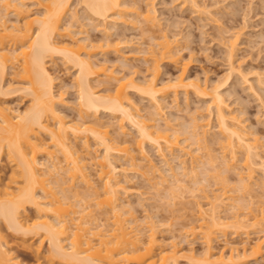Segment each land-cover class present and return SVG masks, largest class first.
Wrapping results in <instances>:
<instances>
[{
    "label": "bare ground",
    "instance_id": "bare-ground-1",
    "mask_svg": "<svg viewBox=\"0 0 264 264\" xmlns=\"http://www.w3.org/2000/svg\"><path fill=\"white\" fill-rule=\"evenodd\" d=\"M70 1L71 0H33L34 5H37H35L37 10L34 11L32 9L33 11H31L30 7L28 8L29 4L27 5L25 0H0V94L8 93L5 89L6 85L4 83V77L6 75V69L11 66L14 70L16 69L14 74H17L18 77L20 76V79L18 80L23 79L27 82H22L26 85H24L25 87L23 86V90L26 89L27 93H31L33 97V102L31 101L32 103L29 104L28 108L15 115L11 113V107L0 103V156L6 152L9 159L7 160L13 164L11 174L9 173L10 176H8L9 179L7 181H0V220L2 219L8 227L13 228L14 231H20L23 234L22 236L26 235L31 236L30 238H32L35 235L40 234V244L37 247L31 245L33 247V249L32 247L31 249L36 254V261L33 264H131L132 262H136V264H180V253L178 254L179 251L176 246L177 244L173 243L172 247H168L163 242V245L161 244L157 235V223L154 219H148V221L145 222L146 224L144 223L143 225L139 222L137 217L133 216L134 212H131L132 216L129 215L127 210V212H125V205L122 204V201L119 202L121 199L119 195L121 194V189H126L123 182L128 181L129 178L128 176H126L125 179L120 177L122 169L116 163L118 160L117 156L119 158L125 157L130 163L127 162L132 164L131 168L134 169L135 167L133 166H139L137 161L139 157H136V152L132 151L135 149H133V146L131 149V145H128L126 142L124 143V141H121L118 138H116L117 140L114 139V136L109 134V130H105L103 127V129L100 128L102 124L100 123L101 125H99V120L93 122L92 119L90 121L89 117V122L86 117L90 116L89 113L96 116V114L102 111L110 112L111 114L120 112L123 119L125 118L140 134L139 136L141 137L139 138L141 139L137 140L141 142H137V144L139 143L141 146V143L145 140L146 142H150V144H156L160 151L159 153L165 159V147L171 148L170 150H172L179 146V142L181 141H179L180 136L178 135L180 132L177 133L178 130H174L175 128L173 127V130L176 132L173 133L172 131V133L177 134L173 136V134L169 132V122H165V128H163L160 126L163 124L159 125L158 122L156 124L153 123V121L148 120L150 119L149 116L147 118L141 113L140 108L134 104L132 101L133 99L128 93L129 91L127 90L132 86L144 95L146 94L147 97L155 100L154 102L157 103L156 107L158 106V108L155 109L156 112L152 111L154 114L153 116L151 112H149V114L151 115V120H158L155 116H158L157 114L160 113L162 109L161 106H163L160 96L167 93V89L173 88L176 93L179 87L185 88V90H188V88L191 87L193 89L192 91L195 90V93L197 92L198 94L203 95L202 97H211L210 102H212L213 105L210 104L216 108V118L218 119L217 127L220 130L218 131L221 132L223 136L220 139L222 155L219 151L218 153L220 156L214 154L216 151L212 152V154H209V152L207 153L209 162L214 164L215 168H212L215 170L213 172L210 171V168L208 169L204 162L203 164H205L207 170L204 168L205 170L202 171L201 169V173L205 171L206 173L204 172V174H206L205 176L207 177L209 175L208 173L218 172V174H215L217 176L223 171L220 169L221 172H219L218 169L221 164H223L221 167L225 166L223 169L226 168L224 169V172L231 168L233 170V162L236 161L237 154H239L238 151H244L246 155L244 152L243 154L246 157L244 156L245 159L243 161L244 164H246L245 166L249 169L248 172H250L247 173L248 175L244 174L246 176H244L241 171L236 172V174L240 179L238 180L239 183L241 182L240 189L246 191L245 193L250 194L253 186L248 180H250L253 175L252 172L254 171V167L256 169V166L254 165H260L261 169L264 170V155H262L263 152L261 153L259 149L261 138H259L258 135H253L254 137L248 136L246 130H244L245 126L239 120V117L236 114L234 115L233 113L231 114L227 112L225 98L221 93L222 91L219 90L221 86L212 87V89L207 90V87H203L200 82L186 78L188 77L185 74L186 65L182 70L183 72H181L175 80L173 79L174 81L172 79L170 80L173 81L172 83L168 80L167 82L169 84L167 82L166 84L163 82V85L159 84L158 76L160 73L159 65H161V61H166L167 59L176 61L178 58L177 56H179L178 49L177 51L176 49L174 50L175 42L173 43V40L175 39L171 40L172 38L169 39L170 37L166 38L168 35L165 36L164 34L162 36L164 40H160L162 41H159L160 44L157 42V48L160 45L158 49L152 47L153 51H151V53L149 51L150 56L152 54V62L154 63V67H149L152 68L151 70L154 71V74L148 79L145 77L142 83H136L133 76H131L133 77L131 79L129 77L123 78L117 76L114 74V71H112V68L110 69L98 60L94 61L93 57L96 55L95 50L103 49L104 51V47L102 46L104 43L102 42L103 44H101L100 41V44L98 45L95 44L98 41H92L95 43L88 42L89 38L86 37L84 38V41L80 40V42L76 39L77 37L75 38L70 34L72 26L69 23L72 22V24H74L73 22L78 20L77 13H75L76 10H73V17H77L73 19L71 15L72 20L68 22L69 25L63 22L70 9ZM82 2H84L86 6H84L85 9H88V12L92 13V16L90 15V17L95 15L102 18V21H107V19L111 18L112 15L114 16V14H122V12L128 10V8H134V6H130V3L126 0H82ZM194 4L196 5V3ZM151 6L152 3L149 4V7L146 5L143 10V7H140L141 9L138 7L133 9L134 15L137 14L136 18L139 17L141 19H139V21H143L147 27L150 26L148 27L150 29L154 27L158 19L155 12L156 10H154L155 8ZM129 11H132V9ZM10 12L14 14V17L16 16V18H14L15 20H12V22L9 17ZM104 29L106 30L107 28L104 27ZM107 32V34H109V31ZM57 35L61 38H56ZM233 37L231 36L230 39L226 38L227 40L224 39V44L228 43L227 50L229 51V57L232 61L234 60L233 56H235L234 54L236 53L235 49L237 48L236 44L238 39L237 35H233ZM154 38L152 37V39ZM85 40H87V42ZM9 42L10 45L8 46ZM109 42L111 43V41ZM110 43H106V47L110 46V48H113L114 46L119 48L120 41ZM111 45L113 46L111 47ZM98 46H102L103 48H98ZM92 48H94L95 52L92 51ZM116 48L114 49L116 50ZM55 54H61L65 60L73 62V64H76L78 67L79 72L77 73V78L75 77L76 80H74L79 89L78 95L80 98V108L78 107V109H80V113L78 118L81 114V120H72L74 122H71V120L68 121L65 114L63 115L57 109L56 104L58 103V100H63L64 96H62V93V95L60 93L57 95L54 90V80L56 78L52 73L53 71H51L48 66V58H52ZM232 67L235 68L234 65H232ZM234 68H232V70ZM100 75L105 76L106 82L112 80V82H110L111 87L106 88L111 90L113 87L111 90L112 92L110 91L105 94H99L98 90L97 92L93 89L94 85L92 86L93 83H91L93 80L91 81L90 78ZM113 81H115V83H113ZM112 83L114 85H111ZM9 85L8 87L10 89L11 87ZM18 89L19 88L16 87L15 90ZM10 90H13V88ZM158 109L160 110L158 111ZM210 110L212 111V109ZM209 118L211 119L210 116ZM209 118L195 117V121L193 118L194 124H192L193 122L191 123L193 128L189 126L192 128V130L189 128L190 132L192 131L193 133L191 134L187 129L185 131V133L189 132L193 136H189L188 138L187 135L185 138L201 143L197 144V146H199V148H197L200 150L197 149L199 154H197L198 151H191L189 145L188 149L186 147H180V149H182V154L184 152V155H190L192 159L191 162H197L203 158H201L203 155L200 154L202 151L200 148L202 145H204L203 147H206L207 143L205 145V142L203 141L207 138V133L211 132L208 131V128L211 126L210 121L212 120H209ZM93 119L95 118L93 117ZM121 128L122 132L126 131L123 129V123L121 124ZM41 132H44L47 135V138L41 137ZM90 133L92 134L91 137L93 136L101 147L103 146L104 153H101L102 155H97V153L96 155H93L92 152H95V150H91L92 145L90 143ZM170 134L173 137H171ZM76 139L82 140V144H80V146L82 145V148L78 147L79 145L76 143L77 141L75 142ZM192 140L191 142L193 144ZM216 140L217 139H215V141ZM206 142H208V140H206ZM140 146L138 147L141 148ZM143 147L144 145L142 144V149ZM141 151L143 152V150ZM40 155L47 156V159L50 160L49 162L51 163H46L45 161L47 160L42 161ZM173 155L175 154L173 153ZM184 157L186 156L180 158L182 163L181 167L183 168H179L184 169L183 173H187L186 169L188 165L186 166L187 162ZM227 157H229V159H227ZM145 159L147 160V158ZM165 160L168 159L166 158ZM217 160L221 163L219 166H216L217 164H215L218 162ZM231 160L234 161L232 162ZM229 161L232 163H229ZM145 165L148 166V172L157 175L156 171L158 169L150 159L147 160ZM137 166L136 170L138 169ZM195 166H197V164ZM195 166H192L193 172L196 169ZM199 167L200 166L197 168ZM235 168H237V166H235ZM91 169L93 171H91ZM136 170L135 172L139 171ZM232 170H230V172ZM197 171L200 172V170ZM228 172H226V174H228ZM194 173L193 176L197 178L199 173H196L197 176L194 175ZM142 175H145V172H143ZM164 175L165 174H160L161 179L159 182H155L158 184L157 186H159L160 183H164L163 179L166 177H164ZM184 175L187 176L186 174ZM190 175H192V173ZM175 177L177 180L176 183H179L180 188V181H183V184L184 179H179L177 176ZM221 177L219 175V178L223 179L224 173ZM95 178H97L98 183ZM221 182L222 180L220 183ZM76 183H79V185L82 183V185L76 187ZM82 186L86 188H82ZM183 186L184 184L182 185V190L185 187ZM234 188L235 186L231 189L227 187V189H230L232 192L236 190ZM236 188L239 189L238 185ZM71 189L73 192L70 191ZM169 189L170 188H166V192ZM184 189L186 190V187ZM223 189L224 190L219 193H217L218 191H213L215 195L212 197L208 194L204 195L206 196V200H208V204L206 203L207 205H205L207 207H204L201 201H198L196 204L194 202L196 208L198 207L197 211L199 212V218H197L198 223L186 222L187 224H190H188V230L186 229L189 234L196 235L201 233L202 235L200 236L204 237V240L207 243L206 256L208 257L213 255V241L216 238L217 231L221 230L220 228L233 226V228L235 227L238 231L240 229L244 231L249 225L253 227L254 224H261V220L264 219V211L262 210L263 212L261 213L260 209V215H258L259 213L255 215L256 212L252 211L254 214L252 215L251 213V218L256 219L252 221L250 216L248 217V215H250L248 212L251 210L248 212L245 210L246 207L249 208L246 203H243L244 206L242 207L239 205H237L239 207L235 206V208L237 207L236 210L238 208H244L242 210L238 209L239 211H237V213L233 210V214L234 212L236 214H231L232 216L222 212L229 205V207L233 209L234 206L232 208L231 205L235 202L232 200L234 194L232 193L233 195H231L230 190H227L226 188ZM40 191L42 193H40ZM171 191L168 192L173 193ZM69 193H71V195ZM165 195L168 196L167 193ZM234 198H236V196H234ZM85 201L87 202L85 203L86 205L84 204ZM79 203L82 209L79 207ZM92 205H99L100 207L105 206L104 208H107L106 211H104L105 209L103 210L102 214L104 217L105 214L106 217L108 213L111 214L113 218H111L113 220V225L111 227H107L108 224L105 226L106 222L100 224V219L102 217L93 213L95 210ZM28 206L35 209L34 212H36V215L32 218L27 216L26 211ZM91 206L93 208H91ZM76 207L79 209H76ZM229 207L227 209H229ZM222 213L224 214L223 216ZM98 216L100 217L99 219ZM104 217L102 220H104ZM106 217L105 221L107 219ZM109 219L110 218H108V220ZM99 220L100 222H97ZM191 220H193V218ZM92 224H97V227L92 226ZM251 227H249V229ZM263 228L261 229L264 233ZM246 231L249 235L250 231H248V229ZM4 236H2L0 230V264H26V262L23 263L24 261L22 262L19 258L17 259V257L12 255L13 251L11 252L10 250L12 249L8 247L9 242L7 239L6 241L2 240ZM263 236L260 235L259 239L253 242L249 247L244 245L242 250H240L241 248L239 249L238 246L234 247L233 245L231 248L232 250L230 249L231 252L228 255L221 254L219 258L220 261L222 260L224 264H239L240 258L248 255H250L249 257L257 255L261 252L264 245V238H261ZM46 238L50 242L49 248H47L48 250L46 254H41L40 246ZM248 240L244 241L248 242ZM248 250H250V253L246 255Z\"/></svg>",
    "mask_w": 264,
    "mask_h": 264
},
{
    "label": "rangeland",
    "instance_id": "rangeland-1",
    "mask_svg": "<svg viewBox=\"0 0 264 264\" xmlns=\"http://www.w3.org/2000/svg\"><path fill=\"white\" fill-rule=\"evenodd\" d=\"M126 1L130 3V6L132 7L134 6V8H128V10L124 11L125 13L122 12V14L119 13L114 14V16L112 15L111 18L107 19V21L105 20L102 21L103 20L102 18H99L95 15H93V17H90L92 13L88 12L89 11L88 9H85L86 6L84 2H82V0L80 1L71 0L69 12L66 14V17L63 20V22L65 24H68V22L72 20L71 15L73 19L78 16L79 21L75 19L76 21L73 22L74 24H72V22L69 23L72 26V28L70 29L71 30L70 34L73 35L75 38L77 37L76 39H78L79 41L80 40L84 41V38L86 37L89 38L90 40L89 41L87 39L88 42L98 41L97 43L92 42L98 45L100 44V41L101 44L104 43L105 46L104 44L102 45L104 47V51L103 49L95 50L96 55L95 57H93V60L94 61L98 60L99 62L104 63L103 65L108 66L110 69L112 68V71H114V74L117 76L123 78L129 77L130 79L134 77L133 79L136 81V83H142L145 77L148 79L150 78V76L152 77V74H154L153 73L154 71L151 70L152 68H150V67H154L153 65L154 63L152 62L153 60L152 54L151 56L149 54V51L150 53L151 51H153L152 47L154 48L156 47V49L159 48L160 42L164 40L162 38L164 34L165 36L168 35L166 38L170 37L169 39L172 38L171 40L175 39L173 40V43L174 42L176 43V44L174 43V50L176 49L177 51L178 49L179 56H177L178 58L176 61L175 60L171 61L170 59H167L166 61L162 60L163 62L161 61V65H159L160 73L158 76V82H160L159 84L160 85H163L164 83L166 84L168 80L170 83H172L176 79V77L181 72H183L182 70L186 65L185 74L186 76H188L186 78L200 82L203 87L205 86L207 87V90L212 89V87L221 86L219 90L222 91L221 93L225 98L226 101L225 106H227L226 108L227 112L231 114L233 113L234 115L236 114L239 117V120L245 126L243 127L244 130H246L248 136L254 137L258 135V137L261 138L260 147L262 148L259 147V149L261 153L263 152L262 155H264V0H190L191 2L189 0H132V1L126 0ZM25 2L27 3V5L29 4L28 8L30 7L31 11L37 10V7H35L36 4L34 5L33 0H25ZM147 3L149 4L152 3L151 7L155 8L154 10H156L155 12L158 18L154 27L151 26L153 27L151 29L148 28L150 26L147 27L145 23H143V21H139L140 18L139 17L136 18L137 14L134 15L133 12V9H136V7H138L139 9L143 7L142 10L146 7V5L149 7V4ZM194 3H196V5ZM130 9H132V11H129ZM73 10L74 11L76 10L75 11V13H77L76 17H73L74 14ZM9 14L8 15L11 18V22H12V20H15L14 18H16V16L14 17V14L12 12H10ZM104 27L107 29L105 30ZM107 31H109V34H107L108 33ZM232 34L234 36L237 35L238 37L236 44L237 48L235 49L236 53L234 54L235 56H233L234 58L233 61L229 57V51L227 50L228 43L224 44L225 40L230 39L231 36L233 37ZM152 37L155 38L152 39ZM56 38H61V37L57 35ZM108 39L109 41H111V43L120 41L119 48H116L113 45H111V47L113 46V48H110V46H107L108 47L107 48L106 45L110 43ZM87 40L85 41L87 42ZM157 42L159 43L158 48H157ZM9 45L10 42L8 46ZM102 46L100 47L103 48ZM100 47L98 46V48ZM114 48H116V50ZM92 49H93L92 51L95 52L94 48ZM60 55L55 54L52 58L50 59L48 58V66L50 70L53 71L52 73L56 78L54 80L55 82L54 90L56 91L57 95L59 93L60 94L62 93L63 95L62 94L61 95L64 96L63 100H65V101L58 100L56 106L57 109L63 115L65 114L68 121L71 120V122H74L76 121V119L81 120L80 118L81 114L78 118V115L80 113V109H78V107L80 108L79 106L80 98L78 95L79 89L77 84H75L76 83L75 77L77 78V73L79 71L76 64L74 65L73 62L65 60V58L62 57V55L61 56ZM83 55L86 57L84 53ZM232 65H234L235 68L232 67ZM232 68L234 69L232 70ZM15 70L11 66H9L6 69L4 83L6 85L5 89L8 91V93L0 94V103L1 104L3 103L5 106L11 107L12 109L10 111L13 115L25 111L28 108L29 104L33 102L32 101L33 97L31 93L30 94L29 92L27 93L26 89L23 90V86L25 85L24 83L27 82L24 81L22 78H21L22 80H18L20 79L19 78L20 76L18 77L17 74H14ZM101 76L103 77V79ZM171 79L174 80L170 81ZM90 80L91 81L93 80L92 82L91 81L90 82L93 83L92 84V86L94 85L93 89L95 91L98 90L99 92L98 91L97 92L99 94H103V93L105 94L106 92L108 93L113 88L112 87L111 90L106 89L107 87H111L110 82H112V80L106 82L105 76L103 75L97 77L95 76L91 77ZM23 81L24 83H22ZM10 82L12 85L11 84L9 85ZM113 83H115V81H113ZM113 83L111 85H114ZM7 84L11 87L10 89L13 88V90H10ZM14 87L15 89L16 87L19 89L15 90ZM131 87L132 86H130V88H128L127 91H129L128 93L130 94V97L133 99L132 101L134 102V104H136V106L140 108L141 113L147 118L149 116L150 119L148 120L153 121V123L157 124L158 122L159 125L163 124L160 125L163 128H165L164 123L169 122L170 125L169 132L173 134L178 130L177 133L180 132L178 136H180L179 141L181 142H179V146L173 148L174 150L173 149L170 150L171 148L165 147L166 148L164 151V153H166L165 159L167 158L168 160H170L168 161L165 160L164 157L159 153L160 151L158 150L156 144L154 143L150 144V142H146V140L141 143V146L139 143L137 144V142H141L137 140V139H141L139 138L141 137L139 136L140 134L138 133L137 129L134 128L125 118L123 119V116H121L120 112L111 114L110 112L102 111L96 114V116L93 115L92 113H89L90 116L87 115L88 117H86V119H88L87 121H89V117H90V121L92 119L93 122L99 120V125L102 124L100 128L103 127L105 130L106 129L109 130V134L114 136L113 137L114 139L118 138L121 141H124V143L125 142L128 143V145H131L130 146L131 149L133 146V149L135 150L132 151H135L136 153L135 152L134 153L136 157H139L137 160L139 166L136 165L138 169L136 170V166H133L135 167L134 169L136 171L138 170L139 171L135 172V170L131 168L132 164H129L130 162L125 157L119 158L117 156L118 160L116 161V163L122 169L120 177L122 179H125V177L128 176L129 178L128 181L123 182V185L125 186L126 189H121L120 191L121 194H119L121 199L119 202L122 201V204L125 205V212L128 211L129 215H131L134 212L133 216L137 217L139 219V222L142 223L143 225L146 221H148V219L150 220L154 219V221L157 223V227H158L156 228L157 235L159 237V240L161 241V244L163 242L168 247H172L173 243L177 244L176 246L178 247V251H179L178 254L180 253L179 254L180 264H224L222 260L220 261L219 258L221 254L228 255L231 252L232 250L231 248L233 247V245L234 247L238 246V248L239 249L241 248L240 250H242L244 248V245L249 247L253 242L259 239L260 235L262 236L264 235L261 229L264 226V222H263L264 219L261 220L262 221L261 224L260 223L258 225L254 224L253 227L249 225L248 228H246L244 231L241 229L238 231V229L236 230L235 227L233 228V226H227L226 227L227 229L220 228L221 230L217 231L216 238L213 241L214 252L211 257L206 256L207 243L205 242L204 237L200 236L202 234L201 233L200 234L198 233L196 235H193L191 233L189 234L186 231V229L188 230L187 227L189 223L187 224L186 222L189 221V222L198 223L197 218H199V212L197 211L198 207L196 208L195 204L198 201H201L203 206L207 207L205 205L208 204V200H206L205 198L206 196L204 195L208 194L210 197H212L213 195H215L213 191L215 192L218 191L217 193H219L224 190L223 188L227 189L228 187L231 189L233 188V186H235L234 189L238 191L232 189L234 190V192H232L230 189H227L231 191V195L234 194L232 200H234L235 202L237 201L236 203L234 202L231 205L232 208L233 206L235 208V206L237 205L242 207L244 206L243 203L244 204L246 203L250 209L246 207L247 209L245 208V210L247 212L251 210L250 212H248V214L250 213L248 217L250 216V219L254 221L255 218L253 219L251 218V216L254 214L252 211L256 212L255 215L259 213L260 209H261V213L264 211L263 209L264 208V186H263L264 170L261 169L260 165L258 166L254 165L256 166V169L254 166H252L254 167V171H253L254 173L252 171L251 172L254 176L252 175L250 180H248L249 183H251L253 186L252 191H250L251 194L245 193L246 191L241 190L240 189L241 182L239 183L238 180L240 179L238 178L236 172L241 171L243 175L250 172V171L248 172L249 169L245 166L246 164H244L243 160L245 159L244 156L246 154L242 150L245 155L243 154V152L238 151L239 154H237L236 161L231 160L232 162L234 161L233 162L234 169L232 170L231 168L230 169L232 170L231 172L228 169L225 170L226 172L229 171L228 174L224 172V169L226 168L223 169V167L225 166L221 167V165L223 164H221L218 161L219 159L217 160L218 162L215 163L217 164L216 166H219V164H221L218 169L219 172H221V170L223 171L219 175L221 177V175L224 173V177H223L224 180L221 179L222 177L219 178V175L217 176L215 175L218 174V172L208 173L209 175L207 176L208 177L207 178L205 176L206 174H204L205 171L201 173L203 170L206 169V166L208 169L210 168L209 170L212 172L215 170L214 164L209 162L207 153L209 152V154L210 153L212 154V152L216 151V153L214 154L219 155V153H221L222 155L220 139L223 137L221 132H219L220 131L219 128L217 127L218 119L216 118L217 116L216 108H214L215 106H212L213 104L212 102H210L211 97L208 96L202 97L203 95H200L197 92L195 93V90L192 91L193 89L191 87H190L191 89L188 88V90L179 87L176 93L174 89L171 87L172 89H167L166 91L168 92L165 93L163 96H160L161 98L160 100H162L163 102V106L161 107L162 109L163 108L164 109L163 110L161 109L160 113L157 114L158 116H155L158 120H151V115L149 114V112L152 113V111H155V109L158 108V106L156 107L157 103L154 102L155 100L151 99L150 97H147L146 94L144 95L143 93L139 92L133 87L131 89ZM210 109H212V111ZM159 110L160 109H158V111ZM153 115L154 114L152 113V116ZM209 116L211 117L212 120L209 118ZM93 117L95 119H93ZM195 117H200V118L208 117L209 120H211L210 121L211 126L208 128L209 129L208 131L211 132L207 133L208 136L206 135L207 138L204 139L203 141L205 142V145L206 143L207 145L206 147H203L204 145H202V147L200 148L202 149L200 154L203 155L200 156L201 158L203 157L202 158L203 160L200 159L199 161H197L198 163L196 161L191 162L192 159L190 155L189 156H187L188 154L184 155V152L182 154L181 152L182 149H180V147H186L188 149V147L190 146L189 149L191 148L190 149L191 151L195 152L199 150L198 149L199 146H197V144L200 142H196V141L194 142V140L188 139L189 136L193 137L191 135L193 132L192 131L190 132L189 128L192 130L193 128L192 124H194L193 118L195 121ZM122 123L124 125L123 129L126 130L125 132H122L121 130ZM189 123L192 124L190 125ZM189 126H191L192 128ZM173 129L174 130L177 129V130L174 131ZM186 129L191 134L189 132L185 133ZM41 133H40L41 137L47 138V135L44 132ZM89 135L91 137L92 134L90 133ZM174 135L177 134L175 133L173 134V136ZM187 135L188 138H185L187 137ZM173 136L171 135V137ZM92 138L93 136L90 139V143L92 145L91 150L92 151L95 150V152H92L93 155H96V153L97 155L98 154L102 155L101 153H104L103 146L101 147V145L94 138H93L94 140ZM215 139L217 140L215 141ZM191 140L193 141V144ZM206 140H208V142H206ZM81 141L82 140L80 139L75 140V142L79 145L78 146L76 144L79 148L82 146V145L80 146V144H82ZM142 144L144 145L143 149H142ZM138 146H140L141 148H139ZM138 148L143 150V152ZM199 151L197 152V154H199ZM173 153L177 155L175 156L173 155ZM183 156H186L184 158L186 159L187 162V164L185 163L186 166L188 165L186 169L187 173H183L184 169H181L183 167H181L182 163L180 158H182ZM40 157L42 161L47 160L48 162L45 161L46 163H51L49 162L50 160L47 159V156L40 155ZM145 158H147V160L150 159L152 163L155 165V167L158 169L156 171L157 175L155 174L153 175L151 172H148L149 169L148 166L145 165L147 163V160ZM7 159H8L7 153L4 152L0 156V160H1L0 181L1 180L7 181L9 179L8 176H10L11 174L12 171L11 169H13L12 168L13 164H11V162L8 161L9 159L8 160ZM227 159H229V157H227ZM231 161H229V163H232ZM204 162L206 166L205 164H203ZM196 164L197 166H195ZM193 165L197 170H200V172H198L194 168L195 169L194 172L197 171L196 173H199V176L197 178L193 176L194 173L192 171ZM198 166L200 167L197 168ZM235 166H237V168H235ZM91 171L93 170L91 169ZM143 172H145V175H142ZM191 173L192 175H190ZM196 173H194V175H196ZM160 174H165L164 177L166 176L165 177L166 180L164 178L163 179L164 183L163 184L160 183V185L157 186L158 184H156L155 182H159V180L161 179ZM184 174H186L187 176H185ZM173 175L177 176V178L179 177V179L180 178L184 179L183 184L186 187L187 191L184 189L185 188L184 186L182 190L183 181L180 180L179 181L181 182L180 183L181 187L179 188L180 185L179 183H176L177 181L176 177ZM95 179L96 182L98 183L97 178ZM220 179L222 180L221 183H220L221 181ZM80 185H82V183ZM80 185L79 183H76L75 186L79 187ZM237 185L239 189L236 188ZM187 186L189 187V189ZM83 187L84 186H82V188ZM166 188H170V189L167 190L166 192L165 190ZM70 191L73 192L72 189ZM168 191H171L173 193H170ZM40 193L42 192L40 191ZM71 193L69 194L71 195ZM166 193L168 196L165 195ZM234 196H236V198H234ZM85 203L87 202L85 201L84 204ZM92 206L91 208H93ZM98 206L99 205L94 206V210L96 213L95 212L93 213L99 215L102 218L100 219L101 222L100 220L97 222H100V224L101 223L104 224L106 222L105 226L108 224L109 226L107 225V227H111L113 225L112 223L113 218L111 214L108 213L106 217V214L104 213L105 217L107 218L105 221V217L102 214L103 210L105 209L104 208L105 206L104 207L99 206V208ZM229 206H227V208ZM79 207L81 208L80 203H79ZM227 208L222 212L232 216L236 214L237 211L242 210L244 207L242 209L238 208L239 210L238 209L236 210V208L235 209L234 208L231 209L230 207L229 209ZM76 209L79 208L76 207ZM106 209L104 211H106ZM233 210L236 211V213L234 212L233 214ZM34 211L35 209L33 207L28 206V209L26 211L27 216L31 218L35 216L36 212ZM261 213H259L258 215H260ZM223 215L224 214L222 213V216ZM99 216L98 219L100 218ZM103 217L104 220H102ZM108 218L110 219L108 220ZM192 218L193 220H191ZM5 224L6 223L1 219L0 230L2 236L5 235L2 240L6 241L7 239V241L9 242L8 247L12 249L10 250L11 252L13 251L12 255L17 257V259L19 258L20 261L22 262L24 261L23 263L25 262L26 264L35 263L36 254L32 250L33 247L31 245L33 246L35 245L37 247L40 244V237H41L40 234L35 235L32 238H30L31 236H26V235L22 236L23 234L20 231L17 230L14 231L13 228L11 227L9 228L8 225ZM92 226L97 227V224L94 225L92 224ZM249 227L251 228L249 229ZM247 229L248 231H250L249 235L248 232L246 231ZM261 238H264V236ZM244 240H248V242L247 241L245 242ZM49 243L50 242L49 240H47V238L44 239L43 244L40 246L42 252L41 254H46L48 250L47 248H49ZM249 253L250 250H248L246 255H248ZM249 256L250 255L240 258L239 264H264V245L260 253H258L257 255H252V257ZM131 264H136V262L135 263L132 262Z\"/></svg>",
    "mask_w": 264,
    "mask_h": 264
}]
</instances>
